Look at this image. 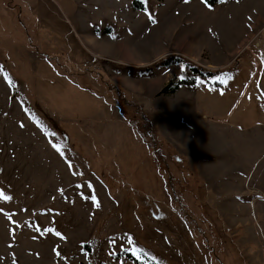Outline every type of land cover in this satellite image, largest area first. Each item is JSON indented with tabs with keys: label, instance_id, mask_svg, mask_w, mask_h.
Segmentation results:
<instances>
[{
	"label": "rangeland",
	"instance_id": "rangeland-1",
	"mask_svg": "<svg viewBox=\"0 0 264 264\" xmlns=\"http://www.w3.org/2000/svg\"><path fill=\"white\" fill-rule=\"evenodd\" d=\"M0 193V264H264V0H0Z\"/></svg>",
	"mask_w": 264,
	"mask_h": 264
},
{
	"label": "trees",
	"instance_id": "trees-1",
	"mask_svg": "<svg viewBox=\"0 0 264 264\" xmlns=\"http://www.w3.org/2000/svg\"><path fill=\"white\" fill-rule=\"evenodd\" d=\"M218 1L219 0H208V4H210L211 6H213V5H215L216 3H218ZM182 82H185V83H187V81L186 80H183ZM117 99V101H118V103H119V99L118 98H116ZM117 103V102H116ZM120 105V104H119ZM121 106H123V104L121 105ZM123 114H124V112H123ZM128 120H129V117H128ZM129 122L131 123V121L129 120ZM132 124V123H131ZM138 131V130H137ZM139 132V131H138ZM140 135H141V133H140ZM141 137H142V139L145 141V143L146 142H149L150 143V139H147V137H146V135H141ZM151 145H149L148 143H146V145H148L149 146V148L154 152V150H155V148H153V145L154 144H152V143H150ZM130 163H131V165H132V160L130 161ZM129 167V166H128ZM131 168V167H130ZM167 190H168V194L170 195V194H172L173 195V193H172V186L170 185V187H168V185H167ZM172 195H170L171 197H173ZM133 199V197H131V198H129L128 200H132ZM174 204H175V207H176V209L180 212V214L185 218V219H187V214H186V210H185V208L183 207V205L180 203V202H178V200H174ZM188 217H190V216H188ZM130 259L132 260V264H144L141 260H139L137 257H135V256H130ZM151 264V263H150Z\"/></svg>",
	"mask_w": 264,
	"mask_h": 264
},
{
	"label": "crops",
	"instance_id": "crops-1",
	"mask_svg": "<svg viewBox=\"0 0 264 264\" xmlns=\"http://www.w3.org/2000/svg\"><path fill=\"white\" fill-rule=\"evenodd\" d=\"M89 26V25H88ZM105 31H107V30H105ZM92 33L91 34H93V32H95L94 30H92L91 31ZM95 35V34H94ZM94 38H93V36L92 35H87V37H86V41H84L83 42V44H84V46L86 47V48H89L90 46L92 47V44L93 43H101V42H99V40H93ZM123 49H125L124 47L122 48V50ZM96 116V115H95Z\"/></svg>",
	"mask_w": 264,
	"mask_h": 264
},
{
	"label": "snow or ice",
	"instance_id": "snow-or-ice-1",
	"mask_svg": "<svg viewBox=\"0 0 264 264\" xmlns=\"http://www.w3.org/2000/svg\"><path fill=\"white\" fill-rule=\"evenodd\" d=\"M204 2H205V4H208V0H204ZM208 6L211 7L210 4H208ZM153 22H155V21H153ZM0 195H2V193H0ZM4 199H10V197L5 196ZM92 199L95 200L96 198L93 196ZM56 234L60 235L59 232H57Z\"/></svg>",
	"mask_w": 264,
	"mask_h": 264
}]
</instances>
